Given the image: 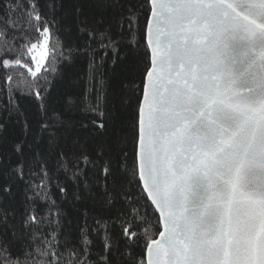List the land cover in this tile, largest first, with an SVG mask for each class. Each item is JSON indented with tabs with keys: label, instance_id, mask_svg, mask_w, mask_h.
<instances>
[{
	"label": "snow or ice",
	"instance_id": "snow-or-ice-1",
	"mask_svg": "<svg viewBox=\"0 0 264 264\" xmlns=\"http://www.w3.org/2000/svg\"><path fill=\"white\" fill-rule=\"evenodd\" d=\"M56 6L49 4L53 11ZM114 6L112 0H92L101 21H81L87 43L65 50L39 0H0V67L9 73V103L14 90L27 91L47 115L48 75L57 71L58 60L76 53L89 58L84 110L103 118L104 57L117 55L125 39L133 51L140 44L139 17L130 8L118 21L115 13L109 18ZM147 8L132 172L140 197L131 191L132 181L125 182L127 167L114 169L104 159L100 211L92 216L94 225L86 211L73 237L58 217L35 210L37 199H49L50 176L38 164L42 175L33 174L39 182L29 184L33 195L27 198L33 206L19 226L9 223L15 210L0 208V264H264V0H147ZM33 27L47 49L35 71L27 62L37 48L29 39ZM97 52L103 55L97 58ZM13 66L27 68L32 79L11 74ZM50 119L62 123L58 115ZM103 156V149L97 160L81 154L65 171L75 168L78 179L88 166L99 168ZM85 190L92 191L87 181ZM145 194L159 213L158 239L146 226L148 203H140ZM94 238L102 240L98 252Z\"/></svg>",
	"mask_w": 264,
	"mask_h": 264
},
{
	"label": "trees",
	"instance_id": "trees-1",
	"mask_svg": "<svg viewBox=\"0 0 264 264\" xmlns=\"http://www.w3.org/2000/svg\"><path fill=\"white\" fill-rule=\"evenodd\" d=\"M53 2L57 5L54 11L49 8V4ZM112 2L115 6L108 10L109 18L111 13H115L118 21L121 16L128 15L130 8L139 17L140 44L139 50L133 51L125 39V43L118 48L117 55L109 51L104 57L101 71L105 81V95L101 111L106 115L103 118L98 113L84 110L83 97L89 84V58L86 55L73 53L70 60L60 59L56 64L57 71L49 73L50 84L44 93L47 115L35 96L27 94V91L21 94L14 90V102L9 103L8 89L4 86L9 73L0 67V208H7L9 212L15 210V220L9 219V223L19 226L26 207L33 206L27 198L33 195L29 184L39 182L38 177L33 174L42 175L38 164L43 165L50 176L47 181L49 199H37L35 210L42 216L51 213L54 220L58 217L64 230L71 231L73 237L79 236L86 211L90 225L95 223L92 216L100 211L102 186H98V180L103 172L104 159H110L114 169L118 164L126 166L128 171L125 182L132 181L131 191L137 198L141 195L138 176L133 177L132 172L135 166L139 118L138 99L143 88L144 56L147 52L143 39L147 24V0ZM39 5L43 14L52 19V32L65 50L83 49L87 43V36L80 31L84 26L81 21L86 19L91 24L93 20L99 22L102 19L93 14L92 0H39ZM24 26L27 27V24L24 23ZM29 39L36 44L42 40L34 27ZM96 55L99 58L103 53L97 52ZM32 56V53L27 56L30 68L34 64ZM11 74H23L32 79L28 69L19 66H13ZM135 88L140 91H135ZM91 102L96 103L95 91L91 93ZM54 114L59 116L62 123L50 119ZM100 124L105 127L100 128ZM101 149L104 156L100 158L99 168L88 166L79 174L78 179L73 176L75 168L65 171V168L75 164L81 154L97 160V153ZM65 154L67 160H64ZM81 168H84L83 164ZM85 181L91 186V193L85 190ZM61 187L65 189L63 193L60 191ZM145 201L146 195L140 203L144 204ZM147 203L146 226L149 234L156 239L161 230L159 217L151 204ZM4 227L0 213V230ZM142 247L143 241L140 247H135L137 259ZM101 249L102 240L94 238L93 251Z\"/></svg>",
	"mask_w": 264,
	"mask_h": 264
},
{
	"label": "rangeland",
	"instance_id": "rangeland-1",
	"mask_svg": "<svg viewBox=\"0 0 264 264\" xmlns=\"http://www.w3.org/2000/svg\"><path fill=\"white\" fill-rule=\"evenodd\" d=\"M43 43V40H41L37 44V48L33 50L32 55L35 56V62L33 66H31L32 70L35 71L38 64L41 62V56L46 52V48L42 47L41 44ZM45 62V61H44Z\"/></svg>",
	"mask_w": 264,
	"mask_h": 264
},
{
	"label": "water",
	"instance_id": "water-1",
	"mask_svg": "<svg viewBox=\"0 0 264 264\" xmlns=\"http://www.w3.org/2000/svg\"><path fill=\"white\" fill-rule=\"evenodd\" d=\"M138 117H139V114H138ZM139 180V179H138ZM146 195V194H145ZM147 197V196H146ZM150 204H151V202L150 201H148ZM152 206V205H151ZM152 208H153V210H154V206H152ZM157 214H158V217H159V213L158 212H156ZM161 230H162V228H161ZM159 238V235H158V237L156 238V239H158Z\"/></svg>",
	"mask_w": 264,
	"mask_h": 264
}]
</instances>
